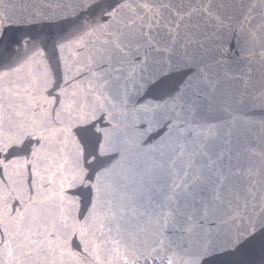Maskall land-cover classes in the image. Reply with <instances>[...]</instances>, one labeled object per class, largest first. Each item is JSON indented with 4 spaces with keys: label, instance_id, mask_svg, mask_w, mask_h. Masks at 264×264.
I'll use <instances>...</instances> for the list:
<instances>
[{
    "label": "snow or ice",
    "instance_id": "obj_1",
    "mask_svg": "<svg viewBox=\"0 0 264 264\" xmlns=\"http://www.w3.org/2000/svg\"><path fill=\"white\" fill-rule=\"evenodd\" d=\"M214 4L227 7L87 0L75 17L94 5L99 15L80 19L51 53L0 62V264H203L257 238L264 247V192L217 150L216 125L183 118L198 106L199 90L187 97L192 79L145 99L173 69L199 68L190 35L198 25L189 24L215 15L225 27ZM0 6V24L10 23L9 5ZM203 82L214 88L209 75ZM117 115L133 128L146 123L147 138L167 131L147 147L111 129L79 134ZM130 143L152 160L121 183Z\"/></svg>",
    "mask_w": 264,
    "mask_h": 264
},
{
    "label": "water",
    "instance_id": "obj_2",
    "mask_svg": "<svg viewBox=\"0 0 264 264\" xmlns=\"http://www.w3.org/2000/svg\"><path fill=\"white\" fill-rule=\"evenodd\" d=\"M85 2L87 0H5L9 7L3 10L8 12L11 22L0 24V62L25 58L37 48L51 53L56 42L67 36L80 19L99 15L94 5L75 17L74 9ZM172 2L190 11L198 7L201 0ZM224 3L227 7L223 9H216L214 4V12L223 18L225 27L217 24L215 15L193 14L191 17L189 26L198 25L190 35L194 41L192 48L197 50L195 59L199 68L173 69L168 76L160 78L155 90L145 99L160 95L172 83L192 79L187 97L193 98L199 90L200 95L195 97L198 106L194 113L185 112L183 118L216 125L218 137L213 143L217 150L225 153L226 161L230 157L233 170L238 169L244 183L260 193L264 192V7L259 6V0H224ZM252 4L257 7L249 12ZM164 15H168L166 10ZM65 55L70 56V52L66 50ZM205 74L210 76L214 88L203 82ZM147 127L146 123H140L133 128L130 121L117 115L112 124L98 120L79 134L102 138L96 128L111 129L117 140L134 143L139 135L147 147L167 131L163 127L154 129L147 138L143 136ZM132 143L127 146L123 167L116 173L115 178L121 183L126 177L139 178L152 160V154L134 149ZM203 264H264V247L257 238L238 251L209 254Z\"/></svg>",
    "mask_w": 264,
    "mask_h": 264
}]
</instances>
